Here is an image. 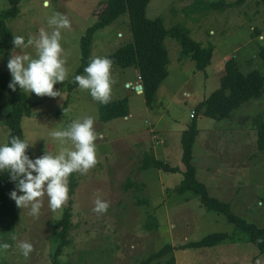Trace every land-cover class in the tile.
Returning <instances> with one entry per match:
<instances>
[{
  "label": "rangeland",
  "instance_id": "rangeland-1",
  "mask_svg": "<svg viewBox=\"0 0 264 264\" xmlns=\"http://www.w3.org/2000/svg\"><path fill=\"white\" fill-rule=\"evenodd\" d=\"M106 1L51 0V6L45 7L44 0H22L19 16L7 22L12 35L24 37L25 43L30 36L38 38L41 29L51 34L54 26H50L48 20L55 12L63 13L71 22V30H61L60 41L68 78L65 83L54 86V90L62 92L63 98L37 97L26 92L28 99L36 103L32 117H25L22 121L25 140L32 143L29 147L31 159L41 157L45 151L58 154L60 145L51 137V131L66 129L74 120H82L86 116L94 118L95 130L103 135V139L96 141L100 162L87 175L73 173L69 177V184L74 178L76 188L72 196L68 194V202L62 210L53 212L45 197L38 219L29 215L28 209L18 208L16 216L0 227V244L11 245L6 252L0 250V264H53L58 244L53 241L55 224L69 207L72 211L69 244L58 257V264H257L258 261L264 264V255L249 242L246 233L228 220L226 214L206 208L195 193L175 191L184 178L182 136L194 122L191 112L198 110V101L209 97L220 86L219 77L225 72L222 61L205 71H198L194 62L187 57L181 58L180 43L167 38L165 45L170 57V72L184 65L189 81L171 102L172 94H164L166 77L150 106L143 92L127 86L130 82L136 84L137 67L124 69L112 66L116 83L111 100L127 99L128 116L132 114L129 120L119 117L101 121L99 107L102 103L79 87L69 91L81 64V37L96 22L97 12ZM195 1L153 0L147 14L150 19L162 17L167 29L177 22L185 23L190 37L203 46L215 40L242 47L231 53L240 70L243 73L256 70L264 75V63L258 56L264 45V4L259 0H244L242 4L232 5L224 11L211 9L204 15L190 14L187 17L184 9ZM207 1L229 4L238 0ZM9 7V0H0V12ZM253 28L260 29L261 36H254ZM211 30L215 36L210 35ZM245 32L252 35L254 41L251 44L245 45ZM132 40L126 13L95 33L91 59L105 58ZM13 47L0 56V73H7L10 77L7 63ZM218 50L221 51L219 47ZM24 51L37 58L34 46ZM15 54H21V50L17 49ZM173 74L169 76L171 81ZM206 74L209 75L208 81ZM184 92H190L191 96L184 95ZM11 107L8 89L0 87V146L8 143L6 118ZM64 107L69 110L63 114ZM257 117H264V94L233 109L230 116L221 120L207 118L198 112L196 122L200 134L193 163L197 167V180L206 186L210 196L228 203L231 212L240 219L264 229V151L258 148L257 132L253 126ZM151 118H161L160 126L169 134L165 146L169 148L166 149L168 157L160 161L179 168L177 172L159 169L167 194L166 203L157 207L153 204L160 193L156 180H148V185L140 181V173L145 169L139 168L140 160L146 154L140 151L139 136L144 131L149 132L151 126L147 123ZM109 146L112 148L110 151ZM154 169L149 167L148 171ZM135 170L137 177H134ZM130 182L133 184L129 185ZM97 198L110 205L103 215L93 212ZM217 233L226 235L217 245L180 248ZM20 241H27L34 247L27 260L18 247ZM167 245H171L173 250L155 256Z\"/></svg>",
  "mask_w": 264,
  "mask_h": 264
},
{
  "label": "trees",
  "instance_id": "trees-1",
  "mask_svg": "<svg viewBox=\"0 0 264 264\" xmlns=\"http://www.w3.org/2000/svg\"><path fill=\"white\" fill-rule=\"evenodd\" d=\"M22 0H9L10 7L0 12V56L12 47V31L7 22L17 18L20 14L19 4ZM153 0H107L103 3L100 11L97 12L96 22L90 26L80 40L81 64L75 74L82 75L84 68L88 66L91 60V45L95 33L106 26L112 24L120 16L128 14L130 29L133 35L132 42H129L106 58L111 59L113 66L121 68L137 67L143 86V94L146 97L148 106L154 101L155 94L163 80L168 76L170 57L166 48L167 38L177 40L181 47V58H190L196 65L198 71H205L212 62L213 45L203 46L190 37V31L185 28V23L177 22L172 28L167 29L162 17L150 19L147 11ZM244 0H238L235 3L219 1L210 2L207 0H196L193 4L186 7L184 11L186 16L190 14H206L208 10H221L230 8L232 5H240ZM264 4V0H259ZM96 14V13H95ZM253 35L261 36L260 29L253 28ZM253 36V37H254ZM258 56L264 63V45L260 48ZM11 77L7 73H0V87L6 88L12 99V107L6 118V126L9 130L8 143L11 137H20L25 140L22 129V121L25 117H32L33 109L36 103L31 102L26 92L21 91L17 86L15 92L9 88ZM79 85L75 82V77L69 85V91L72 92ZM264 94V75L259 71L243 73L234 58L229 59L225 64V72L221 76L220 86L213 91L194 111L193 123L182 136L184 164L183 180L175 189L178 193L192 192L198 195L201 203L209 210H214L227 215L228 220L237 225L239 230L248 235V240L261 254L264 255V243L257 244L258 239H264V229L258 228L254 224L247 223L231 212L228 203L219 201L209 195L206 186L197 180V169L193 163V149L199 134L197 127L198 112L201 115L213 119L221 120L230 116L233 109L238 108L243 103L252 99L260 98ZM66 107V105H65ZM64 107V108H65ZM101 121L107 122L119 117H127L129 114V105L127 99L111 100L107 105L101 104L99 107ZM253 126L257 132L258 148L264 151V117H257L253 121ZM26 141V140H25ZM30 157V149L26 153ZM155 167L167 172H177L179 168L170 167L168 164L156 159L151 153H146L140 160V169ZM133 183L130 182L129 185ZM143 184V183H142ZM141 189V184L138 185ZM76 188L74 178H71L69 184V194L72 196ZM16 189V185L11 181L7 172L0 173V227L11 217L16 216L18 207L10 198V193ZM71 207L67 208L61 218L55 224L53 233L54 242H58L53 255V264H58V257L62 254L64 247L69 244L68 233L72 223ZM226 238L225 234H213L207 236L198 242L189 243L180 247L200 248L219 244ZM179 248V249H180ZM173 247L167 245L155 256H162ZM146 264V263H143Z\"/></svg>",
  "mask_w": 264,
  "mask_h": 264
},
{
  "label": "clouds",
  "instance_id": "clouds-1",
  "mask_svg": "<svg viewBox=\"0 0 264 264\" xmlns=\"http://www.w3.org/2000/svg\"><path fill=\"white\" fill-rule=\"evenodd\" d=\"M44 6H51V0H44ZM48 24L54 26L51 34L41 29L39 37L30 36L27 43L24 37L13 35L14 47L7 63L11 74L9 88L13 92L18 86L21 91L34 93L37 97L63 98L62 92L54 90V86L65 83L68 78L60 41L61 30H71V22L63 13L55 12ZM33 46L37 58L24 51ZM17 49L21 50V54H15ZM113 63L106 57H94L84 68L85 74L75 76L80 89L89 91L94 100L105 105L110 103L113 85L116 83L112 75ZM68 110L64 108L63 114ZM94 124V118L86 116L82 120H74L66 129L51 131V137L60 145L58 154L45 151L44 155L35 160L26 154L32 143L20 137H11L10 143L0 146V173L7 172L15 183L16 190L10 193V198L18 208L28 209L29 215L38 219L45 197L53 212L66 206L69 199V177L73 173L87 175L100 162L96 141L103 139V135L96 132ZM18 192L22 194L18 195ZM94 204L93 212L98 215L105 214L110 206L100 198L95 199ZM261 243H264V239L257 240V244ZM18 247L26 260L34 251L33 245L27 241H20ZM10 248L8 243L0 244V250L6 252Z\"/></svg>",
  "mask_w": 264,
  "mask_h": 264
},
{
  "label": "crops",
  "instance_id": "crops-1",
  "mask_svg": "<svg viewBox=\"0 0 264 264\" xmlns=\"http://www.w3.org/2000/svg\"><path fill=\"white\" fill-rule=\"evenodd\" d=\"M213 32L214 31L211 30L210 35L215 36V32L214 33ZM245 36H247L246 41H245V45L251 44L254 41L252 38V35L250 33L245 32ZM207 43L208 42H205L204 44L207 45ZM209 43H208V45H209ZM210 44L213 45V54H212V62L210 64V66H208V68H210L214 63L219 62V61H222L223 65L225 66V63L229 59H231V57H232L231 53H234L236 51V49L238 50V49L242 48V47L238 48V46H235V45L230 46L231 45L230 43L225 44L222 42H217L215 40H213ZM218 47L221 49V51L218 50ZM187 60H189L190 62L192 61L190 58H187ZM182 61L183 60L181 59L180 63H182ZM169 65H171V63ZM171 73H174L173 77H172L173 78L172 81L169 78ZM222 73H224V72H222ZM222 75L223 74H221V76ZM221 76L219 77V79H221ZM205 77H206V80L208 81L209 75L206 74ZM174 79H178V80L175 81ZM188 81H189V77L185 71L184 65H182L181 67L174 68V70H172L171 72L169 70L168 76L164 80V83H163L165 88H166V91L164 92V94H166V93L172 94L171 102H173V100L176 98V96L179 95L181 93V91H183V89H184L183 87L186 86ZM129 84L133 85L131 82ZM141 84H142L141 78H140L139 73H138V76L136 79V84L133 86H136V89H137V87H140ZM161 88H162V85H161L159 90H161ZM184 95H187L188 97L191 96L190 92H184ZM205 99H203V100L200 99V101H198V103L203 102ZM192 112H194V111H192ZM192 112H191V115H192ZM131 118H132V114L125 117L126 120H129ZM161 118L149 119L148 123H147L149 126H151L149 129V132L144 131L143 135L139 136V144L141 145L140 151H143L142 154L144 155L145 153H150V154L152 153L156 157V159H158V160H161L163 157L164 158L168 157L167 153H166V149H169L168 147H165L169 141V139L167 138V137H169V134L167 133L166 128H163L160 126L161 125ZM163 131H165L167 135L165 134V132L163 133ZM199 134H200V132H199ZM162 135H163V137H162ZM197 143H198V139H196L194 149H193V156H194L193 161L194 162H195L196 154H197L195 151ZM135 144H138L137 141L135 142ZM132 149L133 148H131L130 150H132ZM108 150L110 151V150H112V148L110 147V148H108ZM135 150L139 153V151L137 149H135ZM123 153L126 154L124 151H123ZM196 169H197V167H196ZM133 173H135L134 174V177H135L137 175L136 170L133 171ZM151 179L156 180V183L158 185V191L160 192L158 194L159 195L158 199L153 203L157 207L158 205H160L162 203L163 204L166 203V194H167L163 185H162V182H161V174H160L159 169L155 168L154 171H151V170L148 171V169H145V170H143L142 174L140 173V181H142V182L145 181L147 183V185L149 183L148 180H151ZM165 212H166V207L164 208V213Z\"/></svg>",
  "mask_w": 264,
  "mask_h": 264
},
{
  "label": "water",
  "instance_id": "water-1",
  "mask_svg": "<svg viewBox=\"0 0 264 264\" xmlns=\"http://www.w3.org/2000/svg\"><path fill=\"white\" fill-rule=\"evenodd\" d=\"M136 90H137L139 93H142V92H143V86L137 87Z\"/></svg>",
  "mask_w": 264,
  "mask_h": 264
},
{
  "label": "built area",
  "instance_id": "built-area-1",
  "mask_svg": "<svg viewBox=\"0 0 264 264\" xmlns=\"http://www.w3.org/2000/svg\"><path fill=\"white\" fill-rule=\"evenodd\" d=\"M129 87L132 88V89H135V90H136V87H134V86H132V85H129ZM193 116H194V112H192L191 117L193 118Z\"/></svg>",
  "mask_w": 264,
  "mask_h": 264
}]
</instances>
